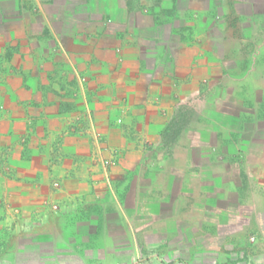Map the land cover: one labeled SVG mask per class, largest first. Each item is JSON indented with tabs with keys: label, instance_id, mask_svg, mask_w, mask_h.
<instances>
[{
	"label": "crops",
	"instance_id": "obj_1",
	"mask_svg": "<svg viewBox=\"0 0 264 264\" xmlns=\"http://www.w3.org/2000/svg\"><path fill=\"white\" fill-rule=\"evenodd\" d=\"M0 264H264V0H0Z\"/></svg>",
	"mask_w": 264,
	"mask_h": 264
},
{
	"label": "built area",
	"instance_id": "obj_2",
	"mask_svg": "<svg viewBox=\"0 0 264 264\" xmlns=\"http://www.w3.org/2000/svg\"><path fill=\"white\" fill-rule=\"evenodd\" d=\"M117 123L120 124L121 121L117 120ZM94 138L96 139L97 142L102 141V137L99 134H96ZM113 162L114 161H111L110 159L103 160L102 161V165H103L104 168H108V167H110V166H112L114 164ZM53 187L54 188H58L59 184L55 182V183H53ZM53 209H56V207H53Z\"/></svg>",
	"mask_w": 264,
	"mask_h": 264
}]
</instances>
